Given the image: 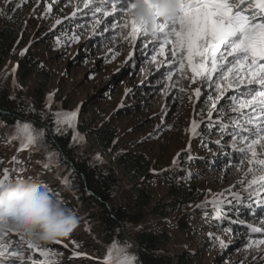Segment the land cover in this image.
Segmentation results:
<instances>
[{"label": "rangeland", "instance_id": "rangeland-1", "mask_svg": "<svg viewBox=\"0 0 264 264\" xmlns=\"http://www.w3.org/2000/svg\"><path fill=\"white\" fill-rule=\"evenodd\" d=\"M111 2L112 0L106 8L108 12L112 11ZM94 6L95 0L94 5L89 7ZM119 7L118 4L117 11L112 14L116 17V24L124 22L119 14ZM0 10V26L11 20H18L14 17L19 15L24 31L29 34L26 46L8 58L0 73V85L8 87L12 95L18 96L29 107L39 109L45 118L48 115L55 121L53 125L40 123L42 126L39 127L28 118L20 121L30 122L34 128L44 130L42 140L34 146L38 149L36 151L28 148L20 150L21 143L18 139H7L15 135L16 124H0L4 127L0 134V158L5 167L10 164L13 156H17L21 171L27 170L18 178L25 176L36 182H43L52 190V194L59 192V196L53 194L55 197L65 203L69 202L67 206L76 211L77 198L68 183H65L66 179L61 178V172H66V168L54 153L48 137L54 143L55 133L67 136L82 156L89 155L94 162L103 165L110 162L108 151L94 147L91 133L82 128L88 126L96 131L111 128L117 133L115 142L121 148L145 152L153 162L154 170L168 171L176 180L183 179L193 183L204 197L202 201L176 211L166 223L155 216L148 218L146 227L149 225L151 229H161L166 225V230L174 236L168 244L170 251L193 252V264H238L247 251L244 244L248 236L252 239H264V232L253 234L248 228V225L264 226V208L256 206L250 211L247 206L243 208L241 205V216L235 215V218L244 223L222 222L217 216L211 217L210 221L205 215L207 212H204L203 219L192 215L198 205L209 209L207 207L213 205V201L233 199L231 193L239 192L241 196H246L238 182L244 179V170L248 165L245 163L240 168L230 166L238 165L239 154L232 149L229 143L231 138L227 135L221 137L216 128L208 134L207 141L199 137L201 131L207 129L205 125L208 117L211 116L212 120L217 118L211 102H204L207 100L206 92H211L213 96L217 93L201 87V97L197 99L194 92L197 83L193 81L194 74L189 67L185 68L183 74L172 68V79L167 78L171 67L167 63L171 55V44L165 46L164 54H159V43H156L157 51L153 53L150 51L153 46L151 36L138 37L132 42L130 36L128 39L123 38L130 31L129 28H112L111 24L108 32L103 36L98 35L105 25L97 24L96 21H110L111 17L105 16L103 12L93 16L92 11L84 7V0H0ZM111 36L115 38L109 41ZM141 40L147 45V57L137 50L141 46ZM160 42H163L162 38ZM21 52L34 54L37 62L33 64L31 71L19 74L20 60L24 57ZM153 54L157 56L155 62L150 59ZM161 61L165 63L158 69L157 64ZM178 67L177 62L176 68ZM30 68L32 65L28 69ZM13 81L16 82L15 85ZM50 93L54 95L51 103H48ZM62 111L77 112L74 128L57 123L55 113ZM193 121L198 124V135H193ZM225 122L229 123L228 120ZM57 127L61 129L60 132L55 131ZM74 133L83 136L84 141L74 142ZM217 139L221 140L220 144L215 143ZM236 143L238 147L244 146L239 137ZM97 156L101 159H97ZM189 156L196 158L183 165L182 160H188ZM44 163L49 165L48 169L43 167ZM11 167L14 170L17 165L12 164ZM10 172L12 176V171ZM197 176L199 179L194 182ZM11 178L17 179L16 176ZM150 184L155 189L156 199L169 196L168 181L155 176ZM130 186L132 185L128 182L125 188ZM226 189L229 191H225ZM225 205L227 204L221 206ZM77 216L78 226L69 235L40 245L41 250L47 248L58 254L49 259L58 261V264H118V250H113L111 261L106 260L109 249L114 244L125 248L128 256H133L130 246H124L123 242L114 240L101 244L94 240L87 223L78 213ZM183 221H188L187 230L174 226ZM135 230L136 227L131 228L132 233ZM210 232L214 233L213 237H209ZM220 240L225 241L226 248L220 246ZM27 241H20L19 235L9 232L2 242L9 245L22 244L26 259L31 257L35 264H42L45 257L41 255V250L28 248ZM73 251L85 255L74 257ZM134 256L136 257V250ZM249 262L256 264L252 261V254H248L244 264Z\"/></svg>", "mask_w": 264, "mask_h": 264}, {"label": "snow or ice", "instance_id": "snow-or-ice-1", "mask_svg": "<svg viewBox=\"0 0 264 264\" xmlns=\"http://www.w3.org/2000/svg\"><path fill=\"white\" fill-rule=\"evenodd\" d=\"M109 2L110 0H95L94 8H90V5H94V0H84V7L89 8L93 16L98 12H103L105 16L111 17L110 21H96L97 24L104 23L105 25L98 35L103 36L105 32H108L109 24H111L112 28H129L130 31L123 38L128 39L130 36L132 42H135L138 37H149L146 27L138 23L135 18V0H112L111 12L106 10ZM118 4L120 5L119 14L124 18L122 24H116V17L112 15L117 11ZM158 33L156 36H151L153 46L150 51L155 53L157 51L156 43H159V54H164L165 46L171 44V55L167 60L171 67L168 69L167 78L172 79V68L183 74L185 68L189 67L194 74L193 81L197 83L194 89L197 99L201 97V87L217 93L213 96L211 92H206L207 100L204 102H211L212 109L217 113V118L212 120L209 116L205 127L209 132L216 128L221 137L227 135L231 138L229 143L232 149L239 154V162L238 165L230 166L240 168L247 163L248 167L244 170V179L238 182L246 196H241L237 192L231 193L233 197L231 200L213 201L214 211L218 220H227L230 224L244 223L239 219L233 220L232 216L225 213L221 205H230L228 212L239 213L240 206L247 199L251 202L247 205L250 211L253 204L264 208V195H261L264 193V0H182L180 11L175 16L161 20L158 25ZM114 38V36L109 37V41ZM161 38L162 43L160 42ZM74 39H78V37H74ZM146 47L147 45L141 40V46L137 48L145 57L148 56V52L145 51ZM25 51L27 50L25 49ZM23 54L24 52H21V55ZM150 59L155 62L157 56L153 54ZM177 62L178 68H176ZM164 63L161 61L157 64V68L159 69ZM13 84L15 85L16 82L13 81ZM53 95V93L49 94L48 103H51ZM221 101L223 103H220ZM217 104L220 106L217 107ZM29 110L34 111V109ZM76 116V111L55 113L58 124L63 123L73 128ZM225 120H228L229 123H226ZM197 127V122L193 121V135H198ZM55 131L60 132L61 129L57 127ZM43 136V129H36L27 121H17L15 135L9 136L7 139H18L21 143L20 150L28 148L36 151L38 149L34 146L42 140ZM238 137L243 143V147L237 146ZM72 139L76 143L84 141V137L78 133H74ZM215 143L220 144L221 140L217 139ZM49 155L51 154L49 153ZM97 159L101 158L97 156ZM12 164L17 165L14 170H12ZM19 164L17 156H13L10 164L5 167L2 158H0V175L4 177V179H0V185L10 180V170L12 176L17 178L26 173V169L21 171ZM43 167L48 169L49 165L44 163ZM71 175H75L74 170ZM67 182L66 179L65 183ZM53 194L59 196V192ZM254 195L260 199L254 200ZM202 206L198 205L197 207ZM252 214L255 215L254 212ZM248 228L251 233L264 232V226L248 225ZM229 230L224 229V231ZM9 232L12 231L0 229V264H35L31 257L26 259L25 248L22 244L9 245L2 242L7 238ZM208 235L213 237L214 233L210 232ZM19 240L25 241L26 239L19 235ZM27 244L28 248L41 250L40 245L34 246L30 241H27ZM220 246L226 248L227 244L224 240H220ZM244 249L247 251L238 264H244L248 254H252V261H255L256 264H264V239H252L251 236H248ZM113 250L119 252L118 264H135L136 257L128 256L125 248H120L115 244L109 249L107 261L112 260ZM42 254L45 257L42 264H58V261L49 259L50 256L58 255L52 253L51 249L45 248ZM81 255L85 254L73 251L74 257ZM257 256H259V260H257Z\"/></svg>", "mask_w": 264, "mask_h": 264}, {"label": "trees", "instance_id": "trees-1", "mask_svg": "<svg viewBox=\"0 0 264 264\" xmlns=\"http://www.w3.org/2000/svg\"><path fill=\"white\" fill-rule=\"evenodd\" d=\"M14 19L18 20H11L0 26V73L8 58L17 54L29 40L28 32L24 31L23 24L20 23L21 17L16 15ZM35 60L34 54H24L20 60L19 74L31 71L33 64L37 62ZM31 65L32 68L29 70ZM17 97L10 93L8 87L0 85V122L15 125L17 121L28 118L33 120L37 127L42 126L40 123L54 124L55 121H52L50 116L47 115L45 118L40 114L39 109L30 111L29 109L33 108ZM3 128L0 126V134ZM82 130L91 133L94 147L108 151L110 162L102 165L94 162L89 155L82 156L72 146L69 138L63 134L55 133L54 143L49 137L48 139L54 153L66 168V172H61V178L67 179L69 188L77 198L76 212L87 223L88 231L94 240L101 244L114 240L123 242L124 246H130L134 256L136 248L130 244L125 236L126 233L139 245L135 264H193L195 260L193 252L170 251L168 244L174 236L166 230V225H163L161 229H151L149 225L147 227L146 225L150 216L158 217L166 223L176 211L202 201L204 197L201 196L200 189L187 180H176L170 174L171 172L154 170L153 162L145 152L121 148L115 142L117 133L114 129L106 128L96 131L83 126ZM210 133L208 129H204L199 137L207 141ZM195 158L194 156L188 160L183 159V165L193 162ZM73 170L75 175H71ZM155 176L170 183L168 197L156 199L155 189L150 184V180ZM198 179L197 176L194 182ZM128 182L132 186L125 188ZM221 207L227 215L232 216L233 220L239 219L235 218V215L241 216L239 213L228 212L229 205ZM207 208L209 209L195 208L192 215L203 219L204 212H207L205 214L207 220L211 217L215 218L217 215L214 205ZM174 226L187 230L188 221L176 223ZM132 227H136L133 233Z\"/></svg>", "mask_w": 264, "mask_h": 264}, {"label": "clouds", "instance_id": "clouds-1", "mask_svg": "<svg viewBox=\"0 0 264 264\" xmlns=\"http://www.w3.org/2000/svg\"><path fill=\"white\" fill-rule=\"evenodd\" d=\"M135 18L158 35L162 19L175 16L182 0H135ZM79 223L76 211L55 197L43 182L20 177L0 185V229L23 236L34 246L69 235Z\"/></svg>", "mask_w": 264, "mask_h": 264}, {"label": "water", "instance_id": "water-1", "mask_svg": "<svg viewBox=\"0 0 264 264\" xmlns=\"http://www.w3.org/2000/svg\"><path fill=\"white\" fill-rule=\"evenodd\" d=\"M124 233H125V231H124ZM125 236H126V238H127L131 243L135 244V246H136V252H137V254H138V252H139V245H138V243H137L134 239H132L130 236H128L126 233H125Z\"/></svg>", "mask_w": 264, "mask_h": 264}]
</instances>
